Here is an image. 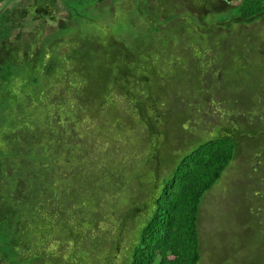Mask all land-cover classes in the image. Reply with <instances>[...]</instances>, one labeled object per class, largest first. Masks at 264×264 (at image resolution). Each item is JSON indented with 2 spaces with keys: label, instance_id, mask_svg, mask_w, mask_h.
I'll list each match as a JSON object with an SVG mask.
<instances>
[{
  "label": "trees",
  "instance_id": "16d2710c",
  "mask_svg": "<svg viewBox=\"0 0 264 264\" xmlns=\"http://www.w3.org/2000/svg\"><path fill=\"white\" fill-rule=\"evenodd\" d=\"M1 1L4 2L0 6V264H71L74 259H82L77 252L86 251L85 245L94 248L87 251L89 259L85 254L88 260L99 261L97 251L93 252L99 247L104 250V264H115L122 244H126L128 235L124 234L129 232V225L115 232V242L120 241V245L115 246L111 244L114 243L109 233L111 229L101 230L100 223L106 221L113 228L115 223L110 221L111 216L122 205L121 197L136 193L135 200L139 197L145 200L141 206L134 207L131 226L138 217L144 222L139 239L130 249L129 264H197L201 258L200 203L242 152L240 140L228 134L207 139L180 158L163 184L143 183L146 176L137 178L134 170L135 156L123 131L126 123L117 118L121 110L130 109L125 84L122 86L118 81L135 77L129 70L133 54H124L121 59L125 49L116 46V54L106 58L100 43L86 38L82 46L88 45L92 51L78 56L71 51L67 56L68 66L65 61L48 57V52L39 48L36 32L24 42L19 39L21 32L15 39L11 37L13 28L21 29L19 19L31 11L41 19L42 29L45 16L55 17L54 0H46L49 5L35 0L31 5L33 10L27 6L10 9L7 5L14 0ZM91 1L101 3L103 0ZM178 1L138 0L141 16L142 9L148 5L152 8L153 15H147L152 28L148 29L149 42L137 39L133 50L146 54L145 65L188 72L192 75L188 84L191 87L193 79L201 82L207 67H201L196 55L194 57L193 51L200 49L194 37L199 30L197 25L187 23L183 16L175 13ZM210 1L217 2L212 6L213 11L221 14L218 22L221 28L217 31L225 26L227 32L219 41V46L225 48L220 58L221 68L216 71L221 81H225L223 94L232 90L237 97H248L253 106L263 96L264 69H260V73V70L251 73L246 69L238 74L242 68L239 64L246 61V55H241L239 62H232L239 68L237 71L231 64L227 65L224 57L250 41L234 33V29L264 19V0ZM70 2L77 5L85 0ZM71 12L74 16L80 13L77 8ZM201 12L207 15L212 10ZM161 20L167 24L164 31L157 26ZM206 29L213 30L212 26ZM171 32L176 36H170ZM226 47L231 49L227 51ZM250 51L251 57L264 54L261 49ZM176 52L179 56L174 55ZM181 56L187 57L185 63ZM118 59H121L119 64ZM226 66L231 67L223 76ZM115 67L118 74L116 71L117 75L112 76ZM58 68L60 73L55 76ZM40 69L44 76L52 79L41 89L36 85ZM213 69L209 68L210 72ZM230 71L234 73L231 78ZM253 74L256 78L252 81ZM35 88L37 93L43 92L42 100L33 97ZM169 92L165 93L167 100L163 101L173 109L175 104ZM262 115L264 113L254 120ZM179 120L176 118L180 126ZM252 124L254 121L250 126ZM224 126L229 130L230 125ZM142 141L145 146L146 139ZM255 158L258 161L257 156ZM169 168L170 165L164 163L157 168L156 176ZM246 221L244 219L243 223ZM3 230L7 232L3 234ZM87 259L84 264H89Z\"/></svg>",
  "mask_w": 264,
  "mask_h": 264
},
{
  "label": "rangeland",
  "instance_id": "374dc122",
  "mask_svg": "<svg viewBox=\"0 0 264 264\" xmlns=\"http://www.w3.org/2000/svg\"><path fill=\"white\" fill-rule=\"evenodd\" d=\"M70 1L54 0L57 9L55 17L45 16L42 29L40 28L41 19L31 11L25 18L19 19L21 29L13 28L11 37L15 39L17 33L21 32L19 39L24 42L36 32L39 38L37 42L39 48L42 51H47L48 57L65 61L68 66L70 65L67 56H70L71 51H74L77 56L80 53L92 51V47L82 46L85 44L83 40L86 38L94 42L97 40L102 46L106 58L116 54L117 49L114 48L116 46H122L125 49L122 50L121 59L124 54H133V60L129 62V70L135 77L130 76L118 81L121 85L125 84L130 109L121 110L117 118L126 123L123 131L129 138L130 151H133L135 156L134 170L138 175L137 178L146 176L142 181L145 184L150 182L163 184L180 158L207 139L227 134L232 138L239 139L242 144V152L231 162L228 169L222 172L214 186L203 195L200 203L201 258L197 264H235L234 262L237 264H264V157L262 156L264 152V115L259 120H254L259 114L264 113V92H262V98L257 99L251 106L250 100L246 96L245 99H243L244 96L237 97V94L232 90L223 94L222 81L214 84V78L218 76L216 71L221 68L219 67L220 58L224 51L223 48H225V46H219V41L224 39L227 34L225 26L222 30L220 29L221 31H217L221 28L218 23L221 14L213 11L212 8L213 5H217V2L210 0H188L187 2L180 0L177 2L178 7L175 9V13L183 16L182 18L187 23L197 25L196 28L199 32L197 37H194L198 39L200 49H196L193 53L194 57L196 55L198 58L199 65L207 67V71L202 74L201 82L198 83V79H193L190 87L188 84L192 75H189L188 72L180 68L175 70L171 67L165 70L145 65L146 54L133 50L136 48L135 40L149 42L148 29L152 26L149 24L147 15H153V10L149 5L142 9L141 16L137 9L138 0H128V2L127 0H103L101 3L85 0L84 3L77 5ZM3 2H0V6ZM34 2L35 0H14L7 6L10 9L27 6L33 10L34 6L31 5ZM38 3L49 5L46 0H39ZM73 8L79 9L80 13L77 16L71 12ZM204 9H211L212 12L205 15L201 12ZM157 26L164 31L167 24L161 20ZM211 26L212 33L206 31V28ZM258 27H260L259 30ZM38 28L40 29L38 30ZM234 30V33H240L243 39L250 41H246L241 49H234L233 54L230 53L229 57L233 61L239 62L238 59L247 50L261 49L264 51L263 18L254 23L237 26ZM158 34H161V31ZM169 35L176 36V34L173 35V32ZM169 35L167 34V39L170 37ZM258 38L260 39L258 40ZM177 53L174 55L179 56ZM225 56L224 61L228 62L230 59L228 54L226 53ZM177 58L180 60V57ZM186 58L181 56L184 63L187 61ZM121 59H118V64ZM253 62H255L253 59L248 63L241 62L240 67L242 68L239 69L238 74L240 71L248 69V64L253 65ZM207 64L209 65L207 66ZM212 67L214 69L210 72L209 68ZM230 67L224 68L223 76L228 74L226 71ZM116 68H113L112 76L118 74ZM188 68L191 67L188 66ZM232 68L234 67L232 66ZM41 69L36 84L40 89L44 84L52 81L51 77L44 76ZM59 73L60 69L58 68L55 76ZM164 84H167V87ZM213 84L215 86L210 87ZM34 92V98L43 99V92L38 91L37 93V88L34 89ZM167 92L173 98L175 104L173 109L163 101L166 99L164 95ZM54 97L53 95L52 98ZM68 99L70 100V96ZM176 118L180 119V126L177 124ZM252 121L254 124L250 126ZM224 125H230L229 130ZM143 139L147 141L145 146ZM164 163L169 164L170 168L168 171L164 170V173L157 177L155 172ZM142 191L146 190L142 188ZM134 196L136 197L137 193L121 197L120 201L125 207L123 208L121 205L117 212L111 216L110 221L115 223L113 228L106 224V221H101L103 224L100 223L101 230L107 232L111 229L109 233L114 242L111 244L115 246L120 245V241L115 242V232L121 230L125 224L129 225V232L124 234V236L128 235L125 237L126 244H122L123 249L118 253L115 264H129L130 249L139 239L144 222L142 217H138L136 224L131 226L130 217L134 207L141 206L145 200L144 197L135 200ZM244 219H247L246 224L243 223ZM134 223L133 220L132 224ZM255 230L256 234H254ZM6 232L7 230L2 231L3 234ZM88 246L93 247L89 244ZM115 246H112V250L115 249ZM83 248L86 251L77 252V255L82 259L79 261L74 259L71 264L78 262L84 264L87 259L85 254L94 249L88 248L87 245ZM95 251H97L99 256L97 260L99 259V261L88 260L87 254V262L89 264H104L106 260L104 250L98 247V250H93V252ZM123 253L126 254V257ZM48 261L47 259L46 262Z\"/></svg>",
  "mask_w": 264,
  "mask_h": 264
},
{
  "label": "flooded vegetation",
  "instance_id": "af4514ba",
  "mask_svg": "<svg viewBox=\"0 0 264 264\" xmlns=\"http://www.w3.org/2000/svg\"><path fill=\"white\" fill-rule=\"evenodd\" d=\"M250 50H247L244 54L246 55V62L248 63L249 61H252V59H253V61H255V62H253V65H249L248 64V70H250L251 71V73H256V72H258V70H262V69H264V54H263V56L262 57H258L257 55H255V56H250ZM263 53V52H262ZM258 57V58H257ZM256 60H257V62H256ZM233 60L230 58L229 59V61L227 62V65L228 64H231L232 66H233ZM239 66H240V64H239ZM234 67V70H236V69H239V68H236V66H233ZM261 70L259 71V73L261 72ZM237 71V70H236ZM264 73V72H263ZM230 76H229V78H231L233 75H234V73L232 72V71H230ZM255 74H253L251 77H250V79L253 81L254 80V76ZM256 78V77H255ZM221 81V77L220 76H218V80H217V82L219 83ZM228 81H230V80H228ZM223 83H225V81H223L222 80V83H221V85L223 84ZM217 84V83H216Z\"/></svg>",
  "mask_w": 264,
  "mask_h": 264
}]
</instances>
